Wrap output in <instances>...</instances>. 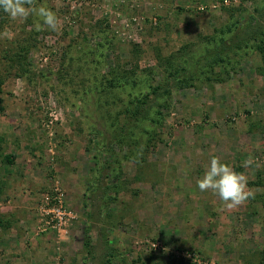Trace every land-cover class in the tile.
<instances>
[{
    "label": "rangeland",
    "instance_id": "obj_1",
    "mask_svg": "<svg viewBox=\"0 0 264 264\" xmlns=\"http://www.w3.org/2000/svg\"><path fill=\"white\" fill-rule=\"evenodd\" d=\"M261 1L33 0L56 31L0 11V264H264ZM149 85L164 119L138 145ZM213 155L253 197L199 190Z\"/></svg>",
    "mask_w": 264,
    "mask_h": 264
},
{
    "label": "clouds",
    "instance_id": "obj_2",
    "mask_svg": "<svg viewBox=\"0 0 264 264\" xmlns=\"http://www.w3.org/2000/svg\"><path fill=\"white\" fill-rule=\"evenodd\" d=\"M0 11L10 20L24 21L29 16L38 17L34 27L40 31L42 25L56 31L59 24L57 14L50 8L40 5L34 6L33 0H0ZM251 160L245 164H250ZM201 192L211 190L228 208L245 203L254 193L247 186V179L243 173L236 172L226 163L221 162L218 156L213 155L203 175L196 181Z\"/></svg>",
    "mask_w": 264,
    "mask_h": 264
},
{
    "label": "trees",
    "instance_id": "obj_3",
    "mask_svg": "<svg viewBox=\"0 0 264 264\" xmlns=\"http://www.w3.org/2000/svg\"><path fill=\"white\" fill-rule=\"evenodd\" d=\"M262 2V6L259 7V9L263 10V12H261L262 14H264V0L261 1ZM254 18H250L249 19V23L251 24L253 22ZM237 23L239 22H235V26H238ZM231 30V27L228 29V31ZM263 33V32H262ZM264 34V33H263ZM113 73V78L117 79V80H121V81H125V84H128L130 82L129 77H119V73L116 69H113L112 72ZM181 82L183 83V85H186L187 80H181ZM135 83V82H134ZM109 85H113V81L109 80ZM123 85V84H122ZM121 85V86H122ZM2 82L0 79V93L2 92ZM163 87L161 85H157L155 87H152L151 85L148 86V92L143 94V97L140 96H136L131 98V101L129 102L128 105H125V115L127 118L131 119L129 121H131L133 123V127L132 129H130L128 135L126 136H130V140H132L133 142H135V144L140 145L142 140H144L145 136V143L146 145H148L149 143H153L154 140H160L159 137V132L158 130L161 129L162 124H163V114L161 113L160 109L163 108V103H161L160 101V97H161V89ZM1 103V100H0ZM158 109L155 111V108ZM3 109L0 107V112ZM149 122L152 124L151 127H149L146 123ZM150 125V124H149ZM138 131H141L142 134L139 135ZM139 135V136H138ZM161 135V134H160ZM140 137H142L140 139ZM264 254V252H262ZM264 263V262H263Z\"/></svg>",
    "mask_w": 264,
    "mask_h": 264
},
{
    "label": "built area",
    "instance_id": "obj_4",
    "mask_svg": "<svg viewBox=\"0 0 264 264\" xmlns=\"http://www.w3.org/2000/svg\"><path fill=\"white\" fill-rule=\"evenodd\" d=\"M50 203H52V201H49L47 206L49 207V211L48 214L50 216V223L51 224H55V225H62L64 222V218L67 216H71V213H67L66 208H64L62 205H54L53 207H50ZM56 203V201H55Z\"/></svg>",
    "mask_w": 264,
    "mask_h": 264
}]
</instances>
